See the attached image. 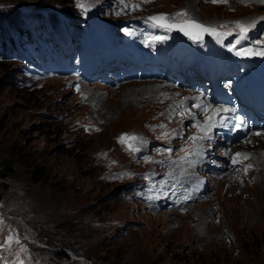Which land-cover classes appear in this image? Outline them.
<instances>
[{"label":"rangeland","instance_id":"rangeland-1","mask_svg":"<svg viewBox=\"0 0 264 264\" xmlns=\"http://www.w3.org/2000/svg\"><path fill=\"white\" fill-rule=\"evenodd\" d=\"M85 2L91 5L86 12L75 0H0L3 33L15 37L14 30L24 29L44 46L41 54L30 45L24 52L18 47L21 55L0 54V219L22 239L27 237L28 264H264V137L238 140L229 148L218 143L211 152L209 141L189 139L191 130L201 137L195 124L203 125L205 119L198 121L184 88L175 80L146 82L151 71L161 80L156 65L164 67V62L153 70L143 68L139 75L132 72L131 78L102 71L104 64L113 66L120 59L141 64L142 58L161 56L172 65L181 59L184 53L170 40L152 42L142 52L143 40L152 41L148 32L155 37L167 32L172 39L185 36L153 26L146 20L149 14L186 12L226 33L227 40L207 34L199 40L219 47L225 40L227 45L236 41L237 22H254L252 38L259 39L264 34V4ZM53 24L60 29L54 37L60 48H73V34H78L77 41L90 56L86 58H91L84 68L75 65V53L62 61L59 55L64 57V52L56 55L33 32L49 34ZM247 36L241 41H249ZM190 39L186 36V43H180L187 53L201 46L192 47ZM219 48L225 49L224 44ZM191 58L197 60L198 53ZM124 134L146 141L137 142L143 149L140 155L119 142ZM235 151L248 154L244 166L224 168L218 177L204 172L205 182L189 168L210 152L207 163L218 164ZM248 165L252 167L245 173ZM152 168L176 183L179 209L172 207L171 180L151 176L147 172ZM196 184L204 191L187 205L184 195L193 194ZM190 189L194 191L182 194ZM58 249L64 254L55 252ZM0 255L14 258L7 252Z\"/></svg>","mask_w":264,"mask_h":264},{"label":"snow or ice","instance_id":"snow-or-ice-1","mask_svg":"<svg viewBox=\"0 0 264 264\" xmlns=\"http://www.w3.org/2000/svg\"><path fill=\"white\" fill-rule=\"evenodd\" d=\"M213 3L225 2V0H210ZM259 3L264 4V0H258ZM77 7L83 11H87L91 6L87 4L85 0H75ZM148 22H150L153 26L163 28L168 32L171 31H179L182 32L185 36L189 38L199 41L202 37L207 34L210 36H214L217 39L225 36L226 33L223 31H219L217 27L205 25L195 19H192L188 16L186 12H177L173 16H169L167 14H158L147 17ZM220 27H225L221 25ZM237 29L239 30V39L236 41V44H239L241 40L245 39L249 28L251 25H245L243 23L237 22ZM127 31V29H125ZM230 35L231 33H227ZM166 37H152V40H162ZM258 44L264 45V41H257ZM235 45H233V48ZM231 50V49H230ZM237 56H261L264 57V48L255 49L250 47L241 48L236 51ZM194 107H201V105L196 104ZM234 109H229L226 107H217L213 108L211 105L204 106L203 114L205 116V123L201 125L199 122L196 123L197 129L203 133L201 137H189L190 140H210L211 137L209 133L211 130L218 125L223 126L225 124V119L221 116V113H229L234 112ZM183 115V113H181ZM191 115V113H189ZM217 117H220L218 120ZM242 126L241 122H237L235 125L236 128H240ZM262 133L256 132L255 135L259 136ZM167 135V134H165ZM119 142L124 144L129 151L135 153L140 151V148L137 147V142L140 144L146 143L142 138L137 137L135 135L124 134L119 138ZM167 151L171 152V149ZM196 155L199 157L202 155V150H198ZM237 158L248 159V154L237 152L232 159V163L235 165L240 161ZM196 163V162H192ZM251 165H248L244 168V172L247 173L248 170L251 169ZM164 185H167L168 181L162 182ZM189 197L185 196V199ZM27 241V237H23L21 234L16 233L14 229H9L4 224L3 219H0V252H7L13 259H10L9 256L0 255V260L4 261V264H28L25 259L27 254V248L25 246V242Z\"/></svg>","mask_w":264,"mask_h":264},{"label":"trees","instance_id":"trees-1","mask_svg":"<svg viewBox=\"0 0 264 264\" xmlns=\"http://www.w3.org/2000/svg\"><path fill=\"white\" fill-rule=\"evenodd\" d=\"M37 16H40V14H37ZM41 30H36L33 32L35 34H38V38H40V40H43L44 42L47 41V44L54 47L55 50H58L59 46L56 45V41L54 40V37H59V35H60L59 29L58 28H52L49 34L43 32V30L42 31ZM14 32L17 33V35L15 37L10 36V34H5L2 31V26H0V54L1 55L2 54H4V55H12V54L21 55V52H24L25 50H27L25 48V46H28V45L31 46V50L33 52H35L36 54L42 53V49L44 48V46L42 47L40 45L41 44L40 42L36 43L35 39L37 37H35L33 35H32V37H30L31 36L30 33L28 35H26V30H24V29L14 30ZM27 41H31V44L26 43ZM17 42H18V44H16ZM23 45H24V48L22 47ZM18 47L21 48V50H22L21 52H20V49H18ZM1 51H4V52H1ZM39 173H40V175H42L41 172H39ZM58 245H60V244H58ZM58 250L55 252H57L59 255L64 254V252L62 250H60V249H58ZM95 264H96V262H95Z\"/></svg>","mask_w":264,"mask_h":264},{"label":"bare ground","instance_id":"bare-ground-1","mask_svg":"<svg viewBox=\"0 0 264 264\" xmlns=\"http://www.w3.org/2000/svg\"><path fill=\"white\" fill-rule=\"evenodd\" d=\"M151 36H150V38L151 37H155V35L154 34H150ZM168 38H165V40H167ZM152 41H154V40H152ZM155 41H159V40H155ZM190 41H192V42H190ZM244 42H247V43H250V44H252L251 42H249V41H244ZM205 45L206 44V42L205 41H194L193 39L191 40H189V45H191L192 47H196L197 45ZM212 44H217V43H212ZM214 45H211V50L213 51V53H214V55H216V56H220V53L222 52V48H219V47H217V46H214ZM254 45L252 44L251 45V47H253ZM253 48H255V49H257V46H255V47H253ZM259 50V49H258ZM188 66H190V67H194V65H192V64H187ZM163 83V82H162ZM163 84H169V83H163ZM155 89V88H154ZM156 90V89H155ZM157 90H161L162 91V87L161 88H159V89H157ZM162 93V92H161ZM188 102H189V105L191 106V108H193V109H195V111L197 112V117H198V121H199V119H205V116H204V114H203V108H204V106H207V105H211L212 107H214V105H212V104H210V103H205L203 100H202V97H201V95H196L195 97H189V99H188ZM196 104H199V105H201V107H199V108H197V107H194V105H196ZM184 106V105H183ZM189 106V107H190ZM186 112V111H185ZM194 114V113H193ZM184 117V116H183ZM185 118V117H184ZM187 118V117H186ZM182 120V119H181ZM184 121V120H183ZM197 121V120H196ZM204 123H205V121H204ZM196 125V124H195ZM196 127V126H195ZM197 132L198 133H200L199 134V136L201 135V136H203V133H201L198 129H197ZM209 135H210V137H211V139L210 140H207V141H209V143H212V145L214 146V142H213V136L209 133ZM253 140V139H252ZM213 146H212V148H213ZM206 149H207V147H206ZM199 150V149H198ZM212 150V149H211ZM211 150H208V151H211ZM237 150V149H236ZM238 151V150H237ZM237 151H235L236 153H237ZM214 152V151H213ZM211 153V152H210ZM242 153V152H241ZM205 154L203 153V156H204ZM197 156V155H196ZM198 157V156H197ZM200 157V156H199ZM203 159V158H202ZM205 159V158H204ZM203 159V160H204ZM199 161H201L202 162V160H199ZM240 161L242 162V163H244L245 162V159H241L240 158ZM245 164H247V163H245ZM198 175V174H197ZM199 176V175H198ZM189 179V178H188ZM197 179V178H196ZM193 180H195V179H193ZM201 180V179H200ZM191 181V180H190ZM189 182V181H188ZM194 182V181H193ZM192 182V183H193ZM197 182H199V180L197 181ZM199 183H201V182H199ZM194 184V183H193ZM203 184V183H202ZM188 185V184H187ZM190 186V188H191V185H189ZM205 186V185H204ZM195 187V186H194ZM194 189V188H193ZM191 190V189H190ZM192 191H194V190H191V191H185V192H181L182 194H187V193H192ZM201 193V192H200ZM181 195V194H180ZM188 195V194H187ZM184 196H186V195H184ZM199 197V196H198ZM182 200H183V198H182ZM181 201V200H180ZM185 201V200H184ZM184 201H183V204H185L184 203ZM178 205V204H177ZM180 205V204H179ZM187 206V205H186ZM183 207V206H182ZM183 211H184V209H183Z\"/></svg>","mask_w":264,"mask_h":264},{"label":"water","instance_id":"water-1","mask_svg":"<svg viewBox=\"0 0 264 264\" xmlns=\"http://www.w3.org/2000/svg\"><path fill=\"white\" fill-rule=\"evenodd\" d=\"M158 14H163V13H161V12H157V13H153L152 15H158ZM152 15H150V16H152ZM174 32H175V33H182V32L175 31V30H174Z\"/></svg>","mask_w":264,"mask_h":264}]
</instances>
